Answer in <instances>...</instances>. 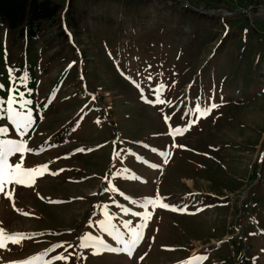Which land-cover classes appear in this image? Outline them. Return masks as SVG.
Here are the masks:
<instances>
[{
    "label": "rangeland",
    "instance_id": "374dc122",
    "mask_svg": "<svg viewBox=\"0 0 264 264\" xmlns=\"http://www.w3.org/2000/svg\"><path fill=\"white\" fill-rule=\"evenodd\" d=\"M51 1L36 36L0 24V141H23L8 162L37 169L0 193V229L35 234L0 264L56 244L35 264H264V0ZM33 81L21 135L7 100ZM105 214L124 239L145 223L131 257L79 247L123 246Z\"/></svg>",
    "mask_w": 264,
    "mask_h": 264
},
{
    "label": "snow or ice",
    "instance_id": "6c2138e0",
    "mask_svg": "<svg viewBox=\"0 0 264 264\" xmlns=\"http://www.w3.org/2000/svg\"><path fill=\"white\" fill-rule=\"evenodd\" d=\"M148 79L151 80V76H149ZM24 80L25 77H20L21 82H23ZM162 88L163 86L159 85L157 86V88L154 89V91L160 92ZM16 92L19 93V90L16 89ZM16 103H19L23 108L26 105L31 104V100L24 99L23 93H19V99H17L16 95H10L7 100L8 119L12 121L16 129L20 131L21 135H23L32 124L31 111L29 110L28 112H20L15 110L13 108V104ZM215 107H216L215 104H211L206 108H200L199 105H197L196 111L199 112L200 114H204L211 111V109ZM165 119H167V117ZM5 131H6L5 128H0V133H3ZM175 131L179 133L181 130L177 128ZM25 150H26L25 144L23 141H18L13 139L0 141V193L4 192V187L6 183H15V184L26 183L27 180H30L32 178V174L37 171V169L34 168L23 169L20 163H17L15 166H13L8 162V157L13 156L14 153L22 154L23 151ZM5 195L10 196L9 193H5ZM155 204H156L155 200H153L152 198H146L144 207L147 208L149 205H152L154 207ZM124 211H129V209H124ZM105 215H106V219L99 221L101 229L105 232H108L109 235H113V233L116 232L113 238L123 246L119 249L107 248L103 240H100L99 238H94L91 235H87L86 237H81V243L79 244V247L92 248L94 255L99 254V249H104L111 251H121L131 257L133 254V249L137 246L138 242L143 238L140 230L143 227H145V223H141L136 228L130 229V237L128 239H124L123 236L120 235L116 231L114 226L110 223L107 214ZM136 215L139 216L140 213H136ZM143 217L145 222L149 219V214L147 211L144 212ZM127 223H131V222L129 221ZM34 235L35 234H32V236ZM32 236H30L27 233L7 234L4 229H0V248H6L7 243H19L24 239H31ZM60 247H62L61 244L53 245L51 248L45 249L43 252L38 253L33 257H29L23 261L12 262V264H35L37 260L46 256L49 251H52V249L60 248ZM68 259H69L68 256H65L63 254H58L56 256H53L51 260L46 261L45 264H52V261H67ZM205 259H207V257L193 256L186 261H182L181 264H196V262Z\"/></svg>",
    "mask_w": 264,
    "mask_h": 264
},
{
    "label": "trees",
    "instance_id": "16d2710c",
    "mask_svg": "<svg viewBox=\"0 0 264 264\" xmlns=\"http://www.w3.org/2000/svg\"><path fill=\"white\" fill-rule=\"evenodd\" d=\"M60 6L51 0H0V24H6L9 29L18 30V32L27 31L29 36H36L40 31L42 21H53ZM34 81L30 86L31 104H28V110L35 112L33 105ZM17 111L24 112L23 109L15 108ZM6 108L3 100L0 99V120L6 118ZM36 120L32 121L31 126L27 129L28 134L32 127L35 126ZM11 125L13 123L11 122ZM15 130V125H13Z\"/></svg>",
    "mask_w": 264,
    "mask_h": 264
}]
</instances>
